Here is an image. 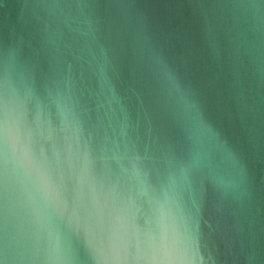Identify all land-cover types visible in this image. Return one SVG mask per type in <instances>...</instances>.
<instances>
[{
    "label": "water",
    "instance_id": "water-1",
    "mask_svg": "<svg viewBox=\"0 0 264 264\" xmlns=\"http://www.w3.org/2000/svg\"><path fill=\"white\" fill-rule=\"evenodd\" d=\"M0 264H264V0H0Z\"/></svg>",
    "mask_w": 264,
    "mask_h": 264
},
{
    "label": "clouds",
    "instance_id": "clouds-1",
    "mask_svg": "<svg viewBox=\"0 0 264 264\" xmlns=\"http://www.w3.org/2000/svg\"><path fill=\"white\" fill-rule=\"evenodd\" d=\"M153 70L160 81L165 101L173 116L190 140L201 137L207 125L200 109L173 71L157 57H153Z\"/></svg>",
    "mask_w": 264,
    "mask_h": 264
}]
</instances>
